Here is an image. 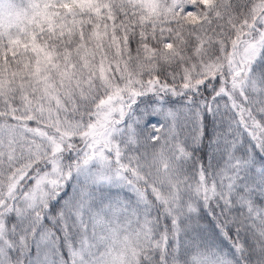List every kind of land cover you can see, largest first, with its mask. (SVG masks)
<instances>
[{
    "label": "snow or ice",
    "instance_id": "obj_1",
    "mask_svg": "<svg viewBox=\"0 0 264 264\" xmlns=\"http://www.w3.org/2000/svg\"><path fill=\"white\" fill-rule=\"evenodd\" d=\"M261 61L264 0H0V212L43 210L94 168L135 197L80 209L81 264H218L175 239L201 200L235 203L232 177L183 170L179 115L146 134L133 113L210 88L264 140ZM247 215L264 256V211Z\"/></svg>",
    "mask_w": 264,
    "mask_h": 264
},
{
    "label": "trees",
    "instance_id": "obj_2",
    "mask_svg": "<svg viewBox=\"0 0 264 264\" xmlns=\"http://www.w3.org/2000/svg\"><path fill=\"white\" fill-rule=\"evenodd\" d=\"M261 65H264V61H261L256 67V79H260L261 72H264V67H261ZM143 99L144 103L137 101L139 109L162 102L167 109H177L182 105L183 108L177 110L182 111L187 116H190L194 110L198 114L200 110L202 112L203 109L200 102L205 103L203 114L197 123L193 124L195 140H191L190 152L193 155V160L197 163L196 166L199 165L198 168L202 166L207 169L210 179L216 178L217 173L219 175L224 173L227 166L235 170L231 172L234 177L232 184H235V187L231 190L235 203H232L229 207H224L223 201L213 200L215 213H212L211 218L205 215L199 220V224L195 227L191 239L185 240L184 233L181 230L179 237L175 239L176 249L178 250L181 244L185 248L198 246L209 248L216 253L218 264H264V256L260 254L259 244L256 241V235L249 227L251 221L248 220L247 215V212L253 208L257 211H264V140L259 137L258 133L254 134L247 124L236 118L234 115L235 110L229 106V102L221 99L219 104H216V110H214L215 96H213L210 88L196 95L195 99H193L191 94L157 96L155 98L156 102L150 104L147 97ZM176 99H178L177 104L175 103ZM191 129L188 133L190 137H192ZM258 137L259 140L256 141L255 139H258ZM234 142L240 143V145L237 148H235V145L230 146V143ZM231 147L235 148L232 155H230ZM236 159L240 161L249 160V165L237 168L232 167L234 164L233 160ZM77 174L76 172L73 173L72 177L60 189L58 195L53 196L43 210H36V212H39V216L34 221L36 224L34 228L31 226V229H26L23 217H17V209H20L23 203H18L15 212L6 215L4 238L7 241V245H20L18 255L9 264H13L12 262L14 261H17V264H28L31 262L38 256L35 250L38 252L39 241L42 238H45V242L52 246L60 254V257L66 256L64 237L60 230L63 218L64 220H66V217L69 220L77 218L79 226H75L71 230L76 231L78 236L79 233L84 235L87 217H84L85 224L81 225V212L76 210L73 204V197L77 191V187H74ZM89 189L94 191V196L99 193H109L108 197L112 199H116L115 194L118 191L117 189L100 190L103 188L97 189L94 187H89ZM103 198L107 197L101 194L98 197H93L92 204L100 205ZM98 201L100 202L97 203ZM120 201L128 203L122 199ZM103 202L107 203V200L104 199ZM226 217L228 218L226 219ZM22 228L24 231H22ZM26 232H30L33 235L34 244H32V236L25 237ZM69 234L70 231L68 232ZM81 238L84 240V236H81ZM245 239L248 240V245L241 248L240 246L244 244ZM253 244H255V247H249V245ZM24 245L28 249L21 250ZM75 262L76 254L71 259H67L65 263L63 262V264H75Z\"/></svg>",
    "mask_w": 264,
    "mask_h": 264
},
{
    "label": "rangeland",
    "instance_id": "obj_3",
    "mask_svg": "<svg viewBox=\"0 0 264 264\" xmlns=\"http://www.w3.org/2000/svg\"><path fill=\"white\" fill-rule=\"evenodd\" d=\"M255 82V81H254ZM178 99L175 100V103L177 104ZM200 105L202 106L203 111H199V114L196 110L193 111L190 116L185 115L180 110L183 108V106H179L177 109H167L164 107L162 102L156 103L155 105H152L150 107H141L140 109L136 110L133 113V119H139L140 123L145 130L146 134H150L152 131V126H164L167 127L169 124V120L171 118L170 114L179 115L180 120V128L175 129V121L172 122V126L175 130L181 131V140L187 145V150L189 154V158L184 162L183 164V170L191 175L192 173L196 172L198 169V166H196L197 163L193 160V155L191 152V140H195V136H193V131L195 132V128L193 127L194 123H197L200 116L203 114L205 110V103L202 101L200 102ZM214 110H216L217 105L213 104ZM143 113V118L140 119L139 114ZM192 124V125H190ZM191 129L190 133L192 134V137H190L189 130ZM189 138V139H187ZM256 141L259 140L255 139ZM235 145V148H237L240 143H230V146ZM234 147H231V154L235 151ZM233 166L232 167H240L244 165H249V160H242L239 159L233 160ZM229 166H227L224 170V173L219 175L216 174L217 179H221L222 181L225 180L228 176L232 177V180L234 179ZM94 173L95 169H85L83 172H80L77 174L75 178L74 187H77L76 195L73 197V204L80 212V208H86L87 205L92 204V198L98 197L99 194H101L104 197H108L109 193L103 194L99 193L98 195L94 196L93 192L89 189V187L94 188H103L100 190H111V189H117V193L115 194L116 199L124 200L126 202H129L130 198L135 197V193H133L132 189L126 187L125 185L121 183H104L101 184L99 181L94 179ZM231 180V183H232ZM86 189V190H82ZM98 201L97 203H99ZM38 208L35 206V204H27L23 203V206L20 207V209H17V217L21 218L23 217L24 226L26 229H31L36 226L35 220H37L39 216V212L37 210ZM16 210V209H15ZM15 211H12L11 208L7 212H0V264H9L11 260L16 258V256L19 253L20 245L19 244H11L7 245V241L4 238V232L5 227L4 224L6 222V215L12 214ZM212 213H215V205L214 203H208L204 201H200L197 205H195V210L191 213V219L188 220L187 224L183 227H181L180 231L182 230L186 239H191V235L195 229V227L199 224V220L207 215L211 218ZM216 224V223H215ZM75 226H79V221H77V218L69 220L66 217V220L62 221V225L60 227V230L63 233L64 237V250L66 251V256H61L60 254L55 251V249L52 246H49L45 242V238H42L39 241L40 247L38 252L35 250V253L38 255L36 256L31 262L28 264H63L65 263L67 259H71L73 255L76 254V262L75 264H81V254L82 249L85 248L84 240L81 238V233H78L76 231H72L71 228H74ZM22 231L23 228H22ZM70 231V234L68 235V232ZM190 234V235H189ZM30 232H26V238L30 237ZM33 243L34 244V237H33ZM182 242V240H181ZM38 244V246H39ZM37 246V247H38ZM36 247V248H37ZM28 249L26 245L21 247V250ZM63 250V249H62ZM71 256V257H70ZM63 260V262H62ZM13 264H17V261L12 262Z\"/></svg>",
    "mask_w": 264,
    "mask_h": 264
}]
</instances>
